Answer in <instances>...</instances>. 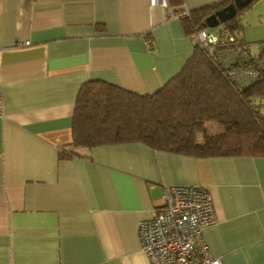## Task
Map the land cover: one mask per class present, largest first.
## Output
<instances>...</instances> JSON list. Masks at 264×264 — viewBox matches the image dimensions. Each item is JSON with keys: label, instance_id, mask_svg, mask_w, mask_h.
Returning a JSON list of instances; mask_svg holds the SVG:
<instances>
[{"label": "crops", "instance_id": "1", "mask_svg": "<svg viewBox=\"0 0 264 264\" xmlns=\"http://www.w3.org/2000/svg\"><path fill=\"white\" fill-rule=\"evenodd\" d=\"M166 1L0 0V264H151L138 222L175 185L208 190L203 237L220 264H264V156L73 143L82 84L155 92L196 45L183 17L226 0ZM240 24L236 38L260 55L264 0Z\"/></svg>", "mask_w": 264, "mask_h": 264}, {"label": "trees", "instance_id": "2", "mask_svg": "<svg viewBox=\"0 0 264 264\" xmlns=\"http://www.w3.org/2000/svg\"><path fill=\"white\" fill-rule=\"evenodd\" d=\"M231 1L189 12L183 17L186 32L196 38L199 30L209 28L206 17ZM244 8L217 26L218 38L233 36L241 45L235 33L241 29ZM250 57L253 62L264 59V45L260 55ZM231 70L216 50L206 52L196 42L180 70L153 93L86 82L76 99L73 143L94 147L140 142L192 156H264V67H257V78L246 87L233 79ZM208 122H216L221 132L209 134Z\"/></svg>", "mask_w": 264, "mask_h": 264}, {"label": "built area", "instance_id": "3", "mask_svg": "<svg viewBox=\"0 0 264 264\" xmlns=\"http://www.w3.org/2000/svg\"><path fill=\"white\" fill-rule=\"evenodd\" d=\"M156 3L167 6L166 0H156ZM196 40L206 52L216 50L219 61L225 67H232L230 74L242 87L255 81L258 66L264 67V59H253V62L233 36L224 40L202 29L196 33ZM216 44L222 46L216 49ZM0 117H4L1 87ZM162 198L163 203L153 208L148 218L139 220L137 227L140 246L151 264H220L209 252L203 237L204 228L214 220L208 190L175 185L165 190Z\"/></svg>", "mask_w": 264, "mask_h": 264}, {"label": "water", "instance_id": "4", "mask_svg": "<svg viewBox=\"0 0 264 264\" xmlns=\"http://www.w3.org/2000/svg\"><path fill=\"white\" fill-rule=\"evenodd\" d=\"M251 0H232L227 5L215 10L209 14L205 21L208 27H216L219 23H223L232 18L236 11L245 7Z\"/></svg>", "mask_w": 264, "mask_h": 264}, {"label": "rangeland", "instance_id": "5", "mask_svg": "<svg viewBox=\"0 0 264 264\" xmlns=\"http://www.w3.org/2000/svg\"><path fill=\"white\" fill-rule=\"evenodd\" d=\"M215 32V27L209 28ZM207 129L209 134H217L221 132V127L216 122H208Z\"/></svg>", "mask_w": 264, "mask_h": 264}, {"label": "clouds", "instance_id": "6", "mask_svg": "<svg viewBox=\"0 0 264 264\" xmlns=\"http://www.w3.org/2000/svg\"><path fill=\"white\" fill-rule=\"evenodd\" d=\"M206 30V29H205ZM197 41V40H196Z\"/></svg>", "mask_w": 264, "mask_h": 264}]
</instances>
